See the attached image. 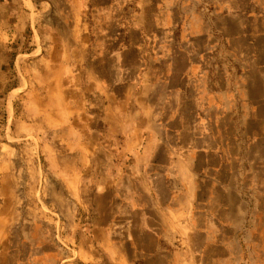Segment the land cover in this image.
<instances>
[{"label": "crops", "instance_id": "1", "mask_svg": "<svg viewBox=\"0 0 264 264\" xmlns=\"http://www.w3.org/2000/svg\"><path fill=\"white\" fill-rule=\"evenodd\" d=\"M61 2L79 57L50 43L33 93L65 151L45 146L66 189L62 253L8 245L16 163L0 157V264H264V0ZM72 67L103 102L94 142L72 125Z\"/></svg>", "mask_w": 264, "mask_h": 264}, {"label": "rangeland", "instance_id": "2", "mask_svg": "<svg viewBox=\"0 0 264 264\" xmlns=\"http://www.w3.org/2000/svg\"><path fill=\"white\" fill-rule=\"evenodd\" d=\"M38 2L34 9L28 0H0V157L15 160L17 177L18 217L11 230L12 243L8 245L24 256L32 246H44L50 239H55L56 248L62 253V202L66 189L61 170L50 162L45 146L52 145L60 153L65 151L58 131L42 126L41 101L33 92L45 88L42 78L50 77V43L67 41L71 56L79 57V41L74 36L59 35L65 24L62 14L66 15L70 32H75L71 13L64 11L68 6L60 0L56 5L60 13H56L50 12V0ZM81 71V76L77 67L65 71L67 103L73 115L72 125L82 128L88 140L94 142L103 129V102L94 95L93 70ZM102 169L99 166V172Z\"/></svg>", "mask_w": 264, "mask_h": 264}]
</instances>
